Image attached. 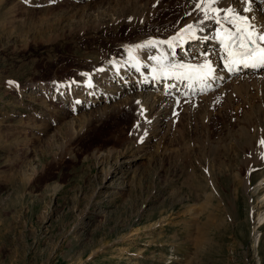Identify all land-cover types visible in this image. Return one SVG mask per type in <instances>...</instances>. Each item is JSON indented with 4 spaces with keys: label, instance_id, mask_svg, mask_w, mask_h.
<instances>
[{
    "label": "rangeland",
    "instance_id": "rangeland-1",
    "mask_svg": "<svg viewBox=\"0 0 264 264\" xmlns=\"http://www.w3.org/2000/svg\"><path fill=\"white\" fill-rule=\"evenodd\" d=\"M164 5L0 0V264H264V155L245 145L264 137V80L236 72L185 97L182 83L177 101L139 117L94 74L177 27L182 0ZM213 48L203 53L224 64ZM191 51L188 62L204 61ZM106 88L114 103H87Z\"/></svg>",
    "mask_w": 264,
    "mask_h": 264
},
{
    "label": "bare ground",
    "instance_id": "bare-ground-1",
    "mask_svg": "<svg viewBox=\"0 0 264 264\" xmlns=\"http://www.w3.org/2000/svg\"><path fill=\"white\" fill-rule=\"evenodd\" d=\"M154 1H156V0H153V2ZM158 1L160 4L162 3L164 5V0H158ZM176 1H178V0H176ZM232 1L237 2V0H220L219 7L220 8H227L229 6H232ZM182 5L185 6V8L183 10L184 14L181 17L178 26L175 27L172 31H170L165 36L166 39L164 38L163 40H168L169 38L177 37L178 34L183 35L182 30L185 29L188 25H193L198 30L196 32V39H194V40L178 39L175 42L174 51H173V49L168 48L167 45H162V46L158 45L157 47H144V48L140 49L139 51L133 50L132 56L134 58H131V59H130V54H129L128 49L132 48V45H129L130 47L126 46L127 47L126 48V60L109 61V62L105 63L103 70H102V67H100V68H97L98 70L96 69V72L94 73V74H98V73L104 74L102 78L105 81H107V84L108 83L112 84L114 82L115 84L113 86L116 88L117 92L120 94L119 96L128 95L127 101L130 102L132 104V106L136 107V111H137L136 113H137V116H139V117H140V115H142L141 114L142 110H145L147 105H149L150 109H151L154 106H156L157 103L160 102V100L163 101L164 105H165L166 103H169V101H171V99L168 100V98H170L171 95H172V97H174L173 101H177L175 90H178L177 92H180L181 85H183L182 83H185L184 88H186L187 91H189L184 95V97H185L187 94L188 95L189 94L194 95V92L196 91V93H197V90H199V89L201 90V92L205 93L204 91L207 87H211L208 90H206V91H210L213 89V87L222 86V83H224L228 79V77L231 76L232 73H236V72L229 73L227 70H225L224 64H220V62L219 63L217 62L218 64L213 62L214 68L216 70L217 79L209 81L208 86H206V87H202L198 83L189 82V81L179 82L175 79L169 80L167 78H164L160 74V65H158L156 61L154 62V59L152 57L158 58L161 56V53H163L165 56L167 55V57H168L167 60L169 62L174 61L176 63H183V64H188V65L194 66V65H196L194 62H188L189 61L188 59L190 58V56L188 55L189 50H188V52H185L187 47H189V49L192 50L191 52H195V54H193V58L199 59L201 57L200 55H201V53H203V51L208 50L207 48H213V45L218 44V42L216 40H214L213 43L209 42V40H208L211 37L210 33H212L214 35V33L219 30V28L216 27L217 24H215L213 21H204L203 23H201V21L203 19L201 21L196 20L197 19L196 17L198 15H201V14L199 11H194V0H182ZM165 6L166 5H164V7ZM252 7L254 10L253 14L255 16L259 15V17H258L259 20H264V14L262 11V10H264V0H257V3L253 4ZM151 10L154 11L155 8L152 6ZM260 16H262V17H260ZM263 22H261L259 24L262 25ZM205 37H207V39H205ZM138 40L139 41H137L134 45L146 44V42H148L149 40H151L153 42L159 41V40H156L154 37L141 38V39L138 38ZM176 48L177 49L180 48L179 54L178 53L175 54ZM143 51L147 52V56H144L142 54ZM148 53H149V55H148ZM182 53L187 54V55H185V57L187 56L186 57L187 60H183L184 57L182 56ZM209 53H211V51ZM219 55H221V54H219ZM208 56H207V58H208ZM218 59H220V58L218 57ZM198 63L200 64V62H198ZM145 68L148 70L147 73H145L143 71ZM258 71L259 70L241 68L237 73H246V74L250 73L247 76L245 74V76H243V78L241 77V79H243V81H245V82H246V80H245L246 77H249L250 79L251 78L255 79V81L260 80L259 82L261 83L264 80V76L262 74L259 75ZM138 72L141 73L139 76H138ZM124 74H126V75L132 74L133 80L137 76L138 80L134 82V81H132V79H130V76H128V77L123 76ZM257 74H258V76H257ZM254 75H256V76H254ZM140 76H141V78L139 79ZM90 78H91L90 73H88V75H87V73L80 72V74L78 75V79L76 78L78 81L77 80L76 81L77 82L82 81V82H80V83H82V87L88 88L87 85H90V86L92 85ZM126 78H127V80L129 79L130 84L127 85V87H124L121 84V81H124V79H126ZM71 80L72 79H69L67 81V84H70L69 81H71ZM160 81H162V83L159 86L163 85V86H165L164 89H166V87H167V90H164V89L162 91L159 90V91H161V93L156 95V92L158 91V87H159L156 85L158 83H160ZM168 81H170V82H168ZM190 83H191V87H189ZM197 85H199V87ZM72 86H73V84H72ZM172 87H174V88H172ZM125 88L129 89V91H131V92H128ZM154 88H157V90H154ZM233 88H235V87H233ZM79 89H81V88H79ZM99 89L90 90L89 91L90 95H92V98L96 97L97 99H99L100 96L103 95L104 97H106V100H100L99 99L98 101L94 102L95 99H92L93 102L92 101L87 102L88 104L91 105L92 103H95V105L96 104L98 105L99 103H102L104 101H109V102L114 103L115 102L114 100H117L118 96H117L116 92H112V90H110L108 88H106L105 91H102ZM186 89H184V90H186ZM224 89H227V87L224 86L222 91H224ZM167 96H169V97H167ZM88 104H86V105H88ZM106 106H108V104ZM144 107H145V109H143ZM154 110H156V109L154 108ZM98 113L101 114L100 112H98ZM156 114H158V113H156ZM140 124L141 123L137 124L136 127L134 128V133L138 137H142L141 134L142 133L144 134V132L148 129L147 126L142 125V124L140 125ZM246 138H247V142L245 145L248 146L250 144L248 157L251 158L253 156L255 157V156L262 155V154L264 155V144L260 143L262 140H264L263 136L259 137L257 139H255V137H253V136H251V137L246 136ZM248 140H250V141H248ZM254 140H255V142L253 143ZM178 155H179V153H178ZM180 155H181V153H180ZM182 156L183 155H181L180 157H182ZM255 158H253V159H255ZM259 159H261V158H259ZM262 159H263V157H262ZM261 219H263V218H261Z\"/></svg>",
    "mask_w": 264,
    "mask_h": 264
},
{
    "label": "snow or ice",
    "instance_id": "snow-or-ice-1",
    "mask_svg": "<svg viewBox=\"0 0 264 264\" xmlns=\"http://www.w3.org/2000/svg\"><path fill=\"white\" fill-rule=\"evenodd\" d=\"M238 3L242 5L239 9L232 6L220 8V0H194V11L202 13L201 23L213 21L218 25L219 30L211 39L216 40L226 54V56L220 57L225 70L229 73L238 72L241 68L262 70L264 69V25L255 22L256 16L253 14L252 7L257 3V0H238ZM197 31L193 25H188L182 30L183 35L178 34L177 37L168 40L156 42L149 40L146 44L134 45L128 49L130 59L134 58L133 50L139 51L144 47L167 45L174 51L175 42L178 39L194 40ZM203 55L205 56L204 61L195 66L174 61L169 62L163 53L158 58H152L160 65V74L164 78L175 79L179 82H194L206 87L208 82L217 79V76L213 61L207 59V53H203ZM189 87H191V83ZM260 143L264 144V140Z\"/></svg>",
    "mask_w": 264,
    "mask_h": 264
}]
</instances>
